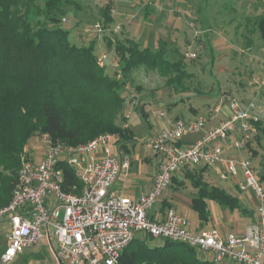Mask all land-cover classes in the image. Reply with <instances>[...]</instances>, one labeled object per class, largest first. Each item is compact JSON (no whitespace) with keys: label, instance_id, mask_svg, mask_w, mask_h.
<instances>
[{"label":"built area","instance_id":"obj_1","mask_svg":"<svg viewBox=\"0 0 264 264\" xmlns=\"http://www.w3.org/2000/svg\"><path fill=\"white\" fill-rule=\"evenodd\" d=\"M96 29L100 33L98 25ZM187 57L194 59L195 54ZM115 60L103 54L97 64L104 67L107 61L113 64ZM114 68L120 75L118 64ZM128 92L133 107L141 106L135 91L128 88ZM223 106L229 110L228 119L203 133L191 146L181 148L178 142L185 135L202 132L204 118L170 121L166 130L145 139L152 154L162 157V163L151 189L136 199L113 192L119 175L130 168L128 156L109 149L117 135L101 134L76 146L54 143L47 134L41 135V161L22 158L11 200L0 208V225L5 221L9 225L0 264H11L24 249L37 247L43 235L53 237L56 256L64 264H117L135 239L146 236L192 248L211 264H264V186L250 159L227 158L220 148L213 146L238 131L240 138L232 146L237 151L246 148L257 134L252 125L256 120L249 113L252 104L245 107L232 95L221 94L210 110L211 116L218 115ZM129 116L130 113L125 118ZM196 165H220L224 179L241 177L237 188L251 194L257 215V220L242 234L223 237L215 229L193 233L187 217L173 210H167L157 220L150 217L149 212L169 187L173 174ZM63 166L71 169L81 182L79 194L73 193L74 186L70 191L64 190Z\"/></svg>","mask_w":264,"mask_h":264},{"label":"trees","instance_id":"obj_2","mask_svg":"<svg viewBox=\"0 0 264 264\" xmlns=\"http://www.w3.org/2000/svg\"><path fill=\"white\" fill-rule=\"evenodd\" d=\"M70 4V0H0V208L11 200L30 139L47 134L54 143L76 146L109 133L117 135L116 144L131 141V132L119 124L127 120L124 92L131 73L139 67L155 71L170 88L181 87L188 76L182 62H169L163 51L153 52L129 39L108 44L114 46L121 72L120 79L111 76L106 64H97L95 42L78 47L69 41L62 19ZM32 10L42 20L33 21L29 17ZM111 11L113 0H107L100 11L103 28L112 23ZM254 24L264 45V15ZM252 125L257 130L253 140L260 143L264 123ZM261 161L264 167V152ZM63 170L64 190L74 186L73 193L79 194L81 182L71 169L63 166ZM257 177L264 181V176ZM193 183L200 187L192 206L201 220L206 218L207 199L235 206L224 191ZM146 239L152 238L135 239L117 264H211L185 245L160 240V246H149Z\"/></svg>","mask_w":264,"mask_h":264},{"label":"rangeland","instance_id":"obj_3","mask_svg":"<svg viewBox=\"0 0 264 264\" xmlns=\"http://www.w3.org/2000/svg\"><path fill=\"white\" fill-rule=\"evenodd\" d=\"M70 1L72 4L65 7L67 14L62 19V26L69 33L68 39L78 47H87L95 42L93 47L97 59L103 54L112 59L114 46L108 44L129 39L153 52L163 51L169 62L184 64L188 76L181 87L170 88L157 72L143 67L136 68L128 80V88L138 89L139 93H135L139 98L158 96L162 102H170L183 97V104L164 109L168 118L183 115L189 107L204 113L207 105L214 104L215 95H230L225 91L232 92L243 106L254 98L253 88L256 84L249 85L252 80L248 75V65L256 63L264 66V45L254 24L259 16L264 15V0H113L112 23L104 28L100 11L107 0ZM31 13L29 17L33 21L42 20L34 10ZM97 25L100 33L97 32ZM190 53L195 54L194 59L187 57ZM115 59L113 64L106 62V70L120 79L121 72L119 75L114 68L119 59ZM262 77L258 81L261 85L259 92H264L263 74ZM129 95L126 90L124 114L130 113V117L125 123L130 125L137 137V151L143 149L144 153L149 154L143 135L146 133V122L149 120L154 124L158 114L150 109L147 118L142 117L139 109L135 110L131 104ZM262 107V104L254 102V110ZM125 123L119 124L124 127ZM26 149L28 152L22 158L31 159L30 155L41 152L43 145L38 138H32ZM256 171L258 176L264 174V168H257ZM45 241L43 235L42 244ZM146 243L149 246L161 245L156 239H146ZM0 244H3L1 239Z\"/></svg>","mask_w":264,"mask_h":264},{"label":"crops","instance_id":"obj_4","mask_svg":"<svg viewBox=\"0 0 264 264\" xmlns=\"http://www.w3.org/2000/svg\"><path fill=\"white\" fill-rule=\"evenodd\" d=\"M251 50L252 49H248V51ZM262 70H264L263 65L256 63L254 65L251 63L248 65V75L252 80L249 85L258 84L259 79L263 78L262 74L264 76ZM256 85V88H253L255 89V96L252 100L246 103H244V99H242L243 97H241L240 100L245 105L247 104V106L252 104V108L249 110L251 118L256 120V122L261 121L264 123V92L258 91L261 88L260 83L258 86ZM225 92H229L230 95L234 97L232 92ZM237 92H239V90ZM220 95L221 93L215 95L216 98L213 101L214 104L211 106L207 105V111L204 113H200L198 109L189 107L187 111H184L183 115H175L174 117L169 118L164 112V109L169 110V108L174 105L179 103L183 104V97L174 98L170 102H168V100L162 102V100H159L160 98L158 96L141 97L142 104L141 110H139L141 116L147 118V111L154 109L156 110L155 113L158 114L157 118L160 119L159 121L157 119L154 124H151L152 121L148 120L146 122V133L143 136H145L146 139L149 136L156 135L161 131L166 130L168 128V123L173 120L191 122L198 118H204L205 125L202 132L185 135L178 142V146L181 148L191 146L203 135V133L217 126L221 121L228 119L230 113L226 106L221 108L218 115L212 117L210 114V110L216 105L217 99ZM169 98L170 97H167L166 99ZM254 102L262 104L263 107L254 110ZM177 108L178 106L175 107L174 110ZM134 109L136 110L137 108ZM162 114L164 116H162ZM124 126H126V128L131 132L133 139L120 144L113 142L110 144L109 149L114 154L128 156L130 158V168L126 173L122 172L119 175L118 180L113 187V192L116 194H122L130 199H136L141 193L148 192L151 189L154 177L159 171L162 163V157L160 155H153L145 140V145L151 153L149 152V154H146L143 152V149L137 151L136 135L128 123H125ZM239 138V132L235 131L226 141L214 142L213 146L220 148L223 155L227 158L234 160L250 159L255 171L257 168L259 170L263 169L264 167L262 165L261 157L264 152L262 148L264 140L260 143L253 140L247 148L242 151H237L233 148L232 144ZM42 153L43 149L35 156H32L31 154V160L35 163L40 162L42 159ZM254 163L256 164L255 166ZM222 170L223 168L220 165H196L188 166L186 169L173 174L169 187L161 193L157 203L149 212L150 217L157 220L167 210H173L176 213L187 217L189 229L193 233H202L215 229L223 237L230 233L236 235L242 234L246 227L253 224L257 220L254 199L248 192H239L237 183L242 180L240 176L227 177L224 179L221 176ZM260 176H264V174H260ZM193 181H198L201 185H208V187H215L224 191L235 200V206L227 207L214 200L207 199L205 200L206 218L201 220L198 213L192 206L193 201L198 197V191L200 189V187L196 188ZM260 183L264 186V181ZM8 233L9 225L5 221L0 225V239L3 241V244H0V255L6 247ZM45 237L46 241L44 244L40 242L37 247L24 249L14 258L11 264H46L51 262L58 264L55 251L56 243L53 237ZM222 264L233 263L225 261Z\"/></svg>","mask_w":264,"mask_h":264},{"label":"water","instance_id":"obj_5","mask_svg":"<svg viewBox=\"0 0 264 264\" xmlns=\"http://www.w3.org/2000/svg\"><path fill=\"white\" fill-rule=\"evenodd\" d=\"M57 261H58V264H64V263H62L61 260L58 259V258H57Z\"/></svg>","mask_w":264,"mask_h":264}]
</instances>
